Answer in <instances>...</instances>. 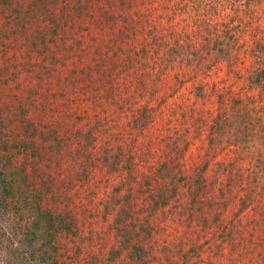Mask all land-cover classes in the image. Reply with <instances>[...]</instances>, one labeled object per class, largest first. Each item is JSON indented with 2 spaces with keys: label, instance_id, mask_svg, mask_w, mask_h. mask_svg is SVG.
Masks as SVG:
<instances>
[{
  "label": "trees",
  "instance_id": "trees-1",
  "mask_svg": "<svg viewBox=\"0 0 264 264\" xmlns=\"http://www.w3.org/2000/svg\"><path fill=\"white\" fill-rule=\"evenodd\" d=\"M117 1V15L101 16L120 21L122 63L132 78L122 96L110 87V111L73 115L85 118L78 125L43 92L37 101L35 82L20 87L7 49L32 35L44 41L83 4L0 0V264H172L173 255L177 264H196L215 249L231 256L229 264L242 257L264 264V0ZM139 3L169 5L167 37L149 12L131 9ZM212 75L221 86L201 81ZM116 107L126 138L113 131ZM13 152L22 156L14 166ZM66 155L73 168H60ZM89 160L120 176L93 204V186L71 193L88 181ZM87 217L116 236L100 256L84 248L92 234L79 222ZM166 228L170 236L156 249Z\"/></svg>",
  "mask_w": 264,
  "mask_h": 264
},
{
  "label": "rangeland",
  "instance_id": "rangeland-1",
  "mask_svg": "<svg viewBox=\"0 0 264 264\" xmlns=\"http://www.w3.org/2000/svg\"><path fill=\"white\" fill-rule=\"evenodd\" d=\"M80 2L83 4L81 12L73 13L71 18L62 20L59 30L51 36H45L44 38L46 39L44 41L33 38L34 36L30 34L32 37H29V41H20L19 46L12 49L11 52L8 49L7 51L11 62L9 69L18 75V79L21 80L20 87L31 86L34 89L31 83L35 82V86H37L35 89H37L38 93L37 101L41 97L39 93L43 92L46 101L50 102L51 106L57 105L63 111H71L72 116L76 113L82 114L81 112L87 111L91 114L89 119H93L94 116L110 111L111 105H113L110 93L114 91L122 96L126 89L123 82L127 81L128 78H132V75L130 69H124L122 63L125 57L122 47L125 44L120 40L121 35L118 31L120 21L106 22L101 16L102 11L106 10L113 11L117 15L120 10L118 1L80 0ZM137 6L149 12L150 19L156 24L157 33L164 34L167 37L166 23L168 21L166 17L169 13V5L139 3L133 5L131 9ZM259 22L261 26H264V16L259 18ZM244 37L246 38V35ZM76 40L78 41L76 42ZM1 63L2 59L0 58ZM39 70H43L41 77L36 75ZM217 79L216 76L212 75L211 77H204L201 81L205 82L206 85L214 82L221 86L218 84ZM25 83L27 85H24ZM112 85L113 91H109ZM190 86L191 83H186V87L183 85L182 91L185 92L187 87ZM132 90L133 83L130 84L126 94H131ZM61 91L62 95H60ZM62 99H64L66 105L62 104ZM174 99L177 100L176 98ZM168 100L171 101L172 97ZM112 112L110 116L115 118V122L118 121L113 127V131H119V137L126 138L127 134L124 130L126 117L119 111L118 107H116V111L112 110ZM28 114L30 116V112ZM69 118L73 119L78 125L80 123L83 125L86 122L85 118L82 119L83 117L80 119L75 116ZM189 149L193 151L195 146L190 145ZM8 158L11 160L12 166H14L13 163L20 164L22 160L21 154L14 152L7 155ZM59 163L60 168L74 167V161L67 155L60 159ZM88 164L90 169L88 181H83L81 185H77L76 193L73 190H71V193L81 196L85 189L93 186L94 194H91L88 200L93 204V202L98 200L106 199L110 187L119 180L120 176L115 171L108 172L106 166L99 162L94 165L89 160ZM139 195L140 193L135 191L134 200L140 202ZM82 200L86 201V198H82ZM99 206L101 207L100 204ZM74 207L78 212L81 211L80 205L77 206L75 204ZM94 215L98 216L99 214L96 212ZM23 217L32 220L35 215L32 212L23 211ZM149 218L156 220L153 214ZM79 226L84 231L89 229L92 234L90 239L84 242V248L94 251L98 256L101 255V252L117 243L113 230L107 229L105 221L99 217H87L84 223L79 222ZM209 228L215 230L216 226L211 224ZM41 230L42 228L36 230V232L40 234ZM198 231L200 232L199 234L203 233L204 237L211 234L206 229L204 231L198 229ZM169 236L170 230L166 228L159 237L155 238V243L156 241L158 242L156 249L158 246L163 245L162 243H165L167 241L166 238ZM34 243L37 244L38 241L35 240ZM68 244H71V242L68 241ZM88 244H90L89 247ZM174 252L176 253L177 251L174 250ZM204 253L203 261H198L196 264H229L233 261L231 256L223 250L222 254L216 249V254ZM178 259L179 257L173 255L172 264H177ZM242 259L243 264L245 262L248 263L243 257ZM79 264H83V261L79 262ZM188 264L191 263L188 262Z\"/></svg>",
  "mask_w": 264,
  "mask_h": 264
}]
</instances>
